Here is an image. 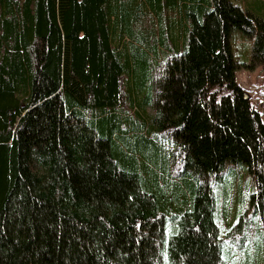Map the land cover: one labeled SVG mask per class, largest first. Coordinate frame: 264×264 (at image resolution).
<instances>
[{
  "label": "trees",
  "instance_id": "obj_1",
  "mask_svg": "<svg viewBox=\"0 0 264 264\" xmlns=\"http://www.w3.org/2000/svg\"><path fill=\"white\" fill-rule=\"evenodd\" d=\"M232 29L264 63V0H0V264L245 261L214 192L243 167L264 233Z\"/></svg>",
  "mask_w": 264,
  "mask_h": 264
},
{
  "label": "rangeland",
  "instance_id": "obj_2",
  "mask_svg": "<svg viewBox=\"0 0 264 264\" xmlns=\"http://www.w3.org/2000/svg\"><path fill=\"white\" fill-rule=\"evenodd\" d=\"M228 42L234 59L241 63L234 71V79L259 111L264 122V63L250 64L252 38L239 29L230 31ZM216 181L215 198L220 203L219 208L228 211L219 222L220 237L239 248L242 235H246V232L250 234V241L246 245L249 254L247 253L243 262V255L238 254L234 264H264V233L260 225H255L248 204V195L254 189L252 179L243 167L237 166L235 171H224ZM227 245L230 246L229 243Z\"/></svg>",
  "mask_w": 264,
  "mask_h": 264
},
{
  "label": "water",
  "instance_id": "obj_3",
  "mask_svg": "<svg viewBox=\"0 0 264 264\" xmlns=\"http://www.w3.org/2000/svg\"><path fill=\"white\" fill-rule=\"evenodd\" d=\"M243 96H244L245 98H247V94H246V93H243Z\"/></svg>",
  "mask_w": 264,
  "mask_h": 264
}]
</instances>
